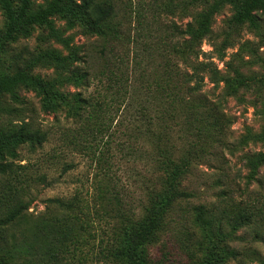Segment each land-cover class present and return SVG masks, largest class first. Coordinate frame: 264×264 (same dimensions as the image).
Segmentation results:
<instances>
[{
    "label": "rangeland",
    "instance_id": "rangeland-1",
    "mask_svg": "<svg viewBox=\"0 0 264 264\" xmlns=\"http://www.w3.org/2000/svg\"><path fill=\"white\" fill-rule=\"evenodd\" d=\"M12 1L15 6L20 3V0ZM47 1L31 0L30 11ZM110 1L114 11L103 25L104 33L88 31L79 22L68 26L65 19L55 15L51 21L58 40L50 37L45 28L33 25L27 34L18 35L8 45L7 61L17 56L21 65L29 66L31 74L46 81L58 80L56 91L67 95L64 100L58 99V105L52 110H45L41 95L29 87H18L17 101L7 94L1 96L3 101L13 102L16 108L11 116L1 114L2 120L30 118L46 133L47 141L42 147L30 151L20 146L18 156L12 159L18 180L26 174L45 175L41 180L33 178L32 195L26 199V218L29 221L45 217L64 220L67 212L51 199L75 197L73 202L80 204L85 218L81 217V238L74 251L64 253L67 258L64 262L119 264L98 254L99 244L105 245L102 240L106 239L116 219L113 212L99 205L94 193L111 178L109 186L120 191L122 210L140 217L148 206L150 189L158 186L162 176L154 163L155 151L160 148L169 156L179 158L183 154L189 157V150H193L194 156L201 157L193 160L180 184V189L190 195L175 202L167 211L168 230L148 249L151 263L264 264V164L254 173L247 166L251 154L264 151V138L251 137L264 130V81L253 79L226 95L223 82L215 87L207 73L201 72L205 77L201 91L214 100L219 99L223 112L231 119L226 126L225 139L216 142L211 127L201 130L204 128L197 121L201 108L187 93L188 85L181 80L175 82L178 84L171 90L168 84L164 87L162 83L170 70L175 72L173 63L180 64V60L171 55V49L181 37L172 31L171 25L179 24L184 28L191 22L195 24L196 14L207 4L194 0ZM166 3L170 4L171 13L163 8ZM208 3L212 4L213 0ZM233 12L229 3L221 4L213 12L210 32L196 46L204 52L199 60L214 56L215 66L231 77L264 75V11L256 13V25L248 22L235 25L231 22ZM5 23L0 8V35ZM115 34L118 40L112 39ZM65 42L69 46L64 45ZM222 42H226L225 56L219 60L214 50ZM47 51L68 57L73 63L66 60L58 65L45 59L29 65L33 58ZM168 56L172 58L169 63L173 67L169 63L166 66ZM2 65L6 67L7 62ZM179 67L181 72L185 69L183 64ZM187 69L191 73L190 67ZM78 70L86 71L88 80L77 77ZM111 71L124 74V87L130 86L128 93L131 94L121 106L119 97L108 107V126L96 134L98 144L92 146L105 154V159L99 161L90 151L89 137L85 133L86 124L90 122L77 119L76 113L82 112L77 106L83 108L86 101H100L105 95L108 98L114 91V88H105ZM189 85L192 86L193 81ZM175 94L177 97L173 100ZM75 98L80 101L76 103ZM139 107H146V113L153 117L150 127L156 134L145 132V122L137 121ZM118 144L123 149L119 150ZM197 205L204 206L203 213H194L193 207ZM232 208L241 209L244 214L245 219L239 225L229 213Z\"/></svg>",
    "mask_w": 264,
    "mask_h": 264
},
{
    "label": "trees",
    "instance_id": "trees-1",
    "mask_svg": "<svg viewBox=\"0 0 264 264\" xmlns=\"http://www.w3.org/2000/svg\"><path fill=\"white\" fill-rule=\"evenodd\" d=\"M194 1L203 5L207 4V6L196 14L195 24L191 22L184 28L179 24L171 25L172 31L181 37L179 43L171 49V55L180 60V64L177 61L176 64L173 63L175 72L170 70L163 78L162 83L164 87L168 84L171 90L176 88L178 83L175 82L181 80L182 83L188 85L187 93L189 92V95L197 100L196 102L201 108V113H198L197 119L204 128L201 130L205 131L207 127H211L215 141L220 143L219 140L225 139L226 126L231 119L223 112L219 99L214 100L205 91H201L205 78L201 72L207 73V78L215 87L223 82L227 91L226 95L233 94L240 86L246 85L253 79L263 82L264 75L246 78L239 74L233 77L222 74L212 60L214 56L209 55L203 60H199L200 55L204 52L199 48L196 49V46H199L210 32L212 14L221 4L229 3L232 5L234 12L231 16V22L235 25H241L245 22L256 25L255 15L259 11H264V0H213L212 4L208 3L210 0ZM0 8L3 10L6 20L5 28L0 35V115L9 113L8 115L11 116L16 112L14 103L3 101L1 96L7 94L11 100L17 101L19 86L35 89L41 95L42 106L45 110L55 109L58 105L57 100H64L67 97L66 94H60L56 91L55 87L58 80L46 81L31 74L29 66L27 64L21 65L22 62L17 56H13L7 61L5 53L8 51V45L18 35L27 34L29 27L33 25L45 28L50 37L58 40V35L51 21L55 15L65 19L68 26L79 22L88 31L104 33L103 25L114 11L112 2L110 0H49L37 10L30 11L31 0H20L18 6H15L12 0H0ZM163 8L171 13L172 9L169 3L163 5ZM112 39L118 40L117 34ZM224 43L226 42L215 46L214 52L219 60L225 56ZM64 45L69 46L66 42ZM73 58L76 59L77 56L73 55ZM45 59H50L58 65L66 60L73 63V60L68 57H60L54 51H47L33 58L29 65H36ZM171 59L170 56L167 57L166 66ZM6 62L7 66L4 67L2 64ZM182 64L185 69L181 72L179 65ZM169 65L173 67L172 64L169 63ZM189 67L191 73L187 69ZM85 72L78 70L76 75L83 80H88V73ZM124 77L123 73L111 71L107 76L108 83L105 87L109 90L114 88L109 97L105 98L107 96L105 95L103 96L104 99L100 101L93 98L95 100L86 101V106L83 108L77 106L78 111L82 109V112L76 113L77 119L84 118V121L90 122L86 124L85 133L89 137L90 151L95 155L94 157H98L99 161L105 159V154L98 147L92 148V146L98 144L96 134L101 133L105 125L108 126V117L106 116L108 107L117 102L119 97L122 98L121 106L125 103L127 95L131 94L128 93L130 86L124 87ZM192 81L193 85L191 86L189 83ZM176 97L175 94L172 99L174 100ZM78 101L80 99L75 98V102ZM146 110V107H139L135 117L139 123L145 122V132L150 133L152 131L153 134H156L150 127L153 117L149 116ZM83 112H86L85 116ZM106 131L110 137L111 134H108L107 128ZM251 137L255 139L264 138V130L258 135L252 134ZM46 141V133L36 126L32 119L26 120L23 117L15 120L13 117H9L2 120L0 118V255H2L0 256V264H66L64 261L67 258L64 253L74 251V246L81 238V228L79 229V227L83 223L81 217L85 218L83 216L85 213H81L83 209L79 203L73 202L75 197L67 200L51 199L57 203L58 207L67 212L64 220L55 221L45 217L29 221L24 214L27 209L26 199L32 195L30 188L34 183L33 178H40L41 180L45 178V175L35 177L33 174H26V177L21 176L23 178L18 180L19 175L14 168L12 159L18 156L20 146L28 147L30 151H34L36 148L42 147ZM106 143H109L108 140ZM117 147L119 150L123 149L119 144ZM96 150H99L98 154ZM193 152V150H189V157L183 154L179 158H174L160 148L155 151L154 163L162 171V176L158 186L150 189L148 206L140 217H135L133 214L122 210L120 191H116L115 186H109L111 178L105 181L104 187H99V192L94 193L95 196L97 195L96 200H99V205L113 212L112 216L116 219L106 239L102 240L105 245L99 244L98 254H101L103 259L119 264H162V261L151 263L152 259L148 254V249L158 240L161 233L168 230L167 211L175 202L186 199L190 195L180 189V184L193 160L201 157L200 155L194 156ZM247 164L251 172L254 173L260 165L264 164V151L251 154ZM106 211L108 212L107 209H105ZM193 211L195 214H201L204 212V206L197 205L193 207ZM229 213L237 225L242 223V219H245L242 217L244 214L241 209L232 208Z\"/></svg>",
    "mask_w": 264,
    "mask_h": 264
}]
</instances>
